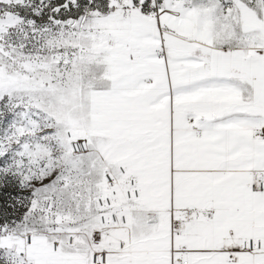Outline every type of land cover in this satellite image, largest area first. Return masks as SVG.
Here are the masks:
<instances>
[{
	"label": "snow or ice",
	"instance_id": "obj_1",
	"mask_svg": "<svg viewBox=\"0 0 264 264\" xmlns=\"http://www.w3.org/2000/svg\"><path fill=\"white\" fill-rule=\"evenodd\" d=\"M0 264H264V0H0Z\"/></svg>",
	"mask_w": 264,
	"mask_h": 264
}]
</instances>
